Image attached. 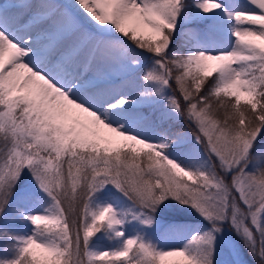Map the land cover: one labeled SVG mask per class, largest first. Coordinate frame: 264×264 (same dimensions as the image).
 <instances>
[{"label":"snow or ice","instance_id":"obj_1","mask_svg":"<svg viewBox=\"0 0 264 264\" xmlns=\"http://www.w3.org/2000/svg\"><path fill=\"white\" fill-rule=\"evenodd\" d=\"M250 3L259 12L234 14L241 26L233 33L237 41L234 51L157 61L161 72H148L143 77L163 85L175 81L186 103L182 114L196 123L198 142L201 138L207 141L206 147L218 160L220 171L234 173L229 184L214 168L207 173L186 170L165 157L156 145L101 118V107L120 116L115 110L129 103L122 95L114 102L110 99L130 83L124 81L118 87L111 83L128 71L120 45L80 31L73 17L60 10L55 0H0V132L6 133L5 138L11 142L0 165V191L5 185L11 187L21 171L29 168L39 187L55 201L54 214L31 216V223L63 224L59 232L50 234L56 237L54 242L37 243L34 237L24 241L20 257L11 264H164L168 257H182L186 264H211L202 254L155 252L135 239H128L123 249L114 253H89L88 241L102 225L111 228L120 223L110 206L91 213V223L86 222L90 214L86 198L107 184L131 193L146 207L171 197L210 220L223 219L230 212L233 226L248 241L253 240V232L245 224L249 217L258 232L264 231L259 225L264 215V160L257 161L253 172L246 170L252 159L250 149L264 128V0ZM76 4L100 27L112 25L139 49L163 57L182 0H76ZM199 7L209 13L221 5L204 0ZM134 19L153 35L138 37L133 27L129 36L126 25ZM241 57H250L246 68L237 64ZM193 67L199 75L192 73ZM212 71L219 72L220 83L210 97H218L221 91L231 96L227 90L234 79L247 77L248 91L243 96L250 107L240 111L241 97H234L236 111L230 118L239 119L231 128L220 127L212 118L209 98H199L205 85L203 77ZM188 76L191 83L185 79ZM171 105L181 111L177 100L173 99ZM100 125L131 144L104 136ZM136 145L149 150L143 165ZM123 149L130 151L121 155ZM64 156L68 159H62ZM6 204L7 199L0 195V212ZM211 241L209 237L208 243ZM134 245L138 248L130 257ZM34 248L47 253V258H38ZM259 256L264 260V249Z\"/></svg>","mask_w":264,"mask_h":264},{"label":"rangeland","instance_id":"obj_2","mask_svg":"<svg viewBox=\"0 0 264 264\" xmlns=\"http://www.w3.org/2000/svg\"><path fill=\"white\" fill-rule=\"evenodd\" d=\"M57 1L61 2V0ZM209 2H213V0H209ZM215 2L221 7L205 13L199 7L204 3V0H182L174 32L175 35L192 39L193 44L185 46L183 51L185 58L199 54L215 56L231 53L237 47L233 33L241 27L235 21L234 14L237 12H259V9L251 4L250 0H215ZM62 3L75 23L80 24L78 25L80 31L89 33L95 38L118 44V37L94 31L89 25L81 23L83 21L81 12L75 16L76 12L73 6L67 2ZM57 5L60 10L65 11L59 4ZM250 27H258V25ZM179 57L183 58V56ZM165 58H167L165 54L163 57L154 54L151 58L137 55L134 59H128L123 54V62L127 65L128 71L111 83L117 87L124 81L130 83L110 99L114 102L122 95L129 100V103L123 109L115 110L121 113L120 116L114 115L113 111H109L106 107H101V118L110 125L120 127L125 133L135 134L156 145L165 157L186 170L193 173H207L214 168L217 174L223 176L225 182L230 184L234 173L225 174L220 171L218 160L214 154H210L206 147L207 141L205 142L201 138L198 142L200 133L193 120L189 119L186 114H182L177 128L168 126L171 120L179 116L181 112L184 113L186 108V103L175 81H173V91L170 93L167 85H163L159 81L143 79L148 72L159 74L161 69L157 61L165 60ZM168 60L171 61V58ZM249 60L250 57H241L237 63L243 62V66H247ZM235 66L233 65V67ZM7 67L6 63L5 69ZM192 73L199 75L196 73L195 67H193ZM257 74L259 73L257 72ZM218 76L219 72L212 71L203 79L204 81L217 79L219 82ZM185 79L191 83V76L185 77ZM246 81L247 77L234 79L227 90L232 95L221 91L219 96L222 99L218 107L214 108L211 102L212 118L218 122L220 127L231 128L239 119L238 116L235 117V120L230 118L236 111L233 107L236 104V99L241 97L240 111H245L246 107H250L244 103L248 99L243 96L248 91ZM141 93H145V95H140ZM199 98L207 97L203 92H200ZM173 99L181 105V111L178 112L172 107ZM154 123L158 125L159 130H162L163 139L159 134L154 133ZM98 127L104 136L116 137L122 144H131L130 141L125 142L121 137L116 136V133L109 132L102 125ZM263 131L264 128L260 130L250 149L249 155L252 159L246 169L250 173L257 167V161L264 160ZM8 143L3 152L0 150V165L3 164L11 149L10 140ZM135 147L140 150L138 159L143 165L149 150L144 149L141 145ZM77 151L81 150L77 149ZM126 151L130 150L123 149L121 155ZM84 154L87 155V151ZM62 159L66 160L68 157L64 156ZM182 179L189 184L194 183L187 177H182ZM211 191L215 190L211 189ZM0 195H4L7 199L4 211L0 212V264H11L18 259L20 257L18 247L22 248L24 241L30 237L36 238L37 243H51L56 240V237L50 234L59 232L63 227L62 223L53 226L39 222L37 225H33L29 219L34 215L55 213V201L39 187L33 171L25 167L21 171L18 181L14 182L11 187L5 185L4 189L0 191ZM256 199L259 200V196ZM85 203H87L90 213L86 220L87 223L92 221L91 213H99L100 210L109 206L113 209L116 219L120 221L118 225L111 228L107 224L102 225L100 230L90 237L87 251L91 254L99 255L104 252L120 251L128 239H135L138 244L143 243L155 252L185 250L192 254V249H196L199 255L202 254L210 259L211 264H264V260H261L259 256V252L264 249V231L258 232L251 225L250 217L245 220V224L253 232L252 241H248L242 232L233 226L230 212L223 219L210 220L191 205L181 203L171 197L157 205L146 207L131 193H126L112 184H107L102 189L91 193ZM80 211L82 212V208ZM259 225L261 229H264V215L260 218ZM117 233H121V235H117ZM209 237H212L210 244L208 243ZM137 248L138 245L133 246L130 257ZM33 251L37 256L47 258V253L42 250L34 248ZM133 259L135 260L137 257L134 256ZM164 264H186V262L182 257H168Z\"/></svg>","mask_w":264,"mask_h":264},{"label":"trees","instance_id":"obj_3","mask_svg":"<svg viewBox=\"0 0 264 264\" xmlns=\"http://www.w3.org/2000/svg\"><path fill=\"white\" fill-rule=\"evenodd\" d=\"M62 2H67L69 4H71L73 6V8L75 9V16H77L78 12H81L83 17H82V22L86 25L91 26L94 30H96L98 33L100 34H107V35H114L116 37L119 38L118 41V45H120L123 49V54L127 56L128 59H134L135 56L137 55H142V56H146L148 58H151L154 53L148 52L146 50H141L138 47H136L132 41L127 40V38H124L123 36H121L122 34H118L114 27L112 25H106L104 27H100L99 25H97L95 22H93L80 8L79 5L76 4V0L75 1H71V0H61ZM62 2H59L57 0H55L56 4H59V6H61L64 9V6ZM91 2V0H90ZM67 11V10H65ZM135 27L137 29V36H144L145 38L153 35L151 30L146 28L142 22H140L138 19H134L131 20L129 22H127L126 28L128 29V35L131 36L132 32L131 29ZM172 41L169 44L168 49L166 50L165 55L167 56V58H165V60L169 61L168 58L174 59V57H179V56H183V58H185L183 51L185 49V46L187 45H192V39L190 38H184L182 35H175L174 30L171 32L170 34ZM192 43V44H191ZM241 68H246L247 66H243V62H239L237 63ZM219 85V82L217 81V79L211 80L208 79L207 81H205V85L202 89L201 92L204 93V95L209 98L211 100V102L214 105V108L218 107V104L220 103V100L222 99L221 96H212L210 97V93L211 91L216 87V85ZM169 92L171 93L173 90V80H169V84L167 85ZM219 98V99H218ZM183 112H181V114H179V116H176L174 119L171 120V122L169 123L168 126H171L173 128H177V125L179 124L180 120H181V115ZM153 130L154 133H156L157 135L159 134V136H161V138H164L163 132L162 130H159L158 125L156 123H154L153 125ZM264 132V131H263ZM6 133H2L0 132V150L3 152L6 148L8 143V139L5 138ZM262 135V134H261ZM115 138L116 140H119L116 137H112ZM68 199H65V204L64 207L67 208L68 207ZM74 214V211L73 213ZM68 215V214H66ZM18 250L20 251L21 248L18 247ZM192 255H199L198 251L196 249H192ZM40 259H45V257H41V256H37Z\"/></svg>","mask_w":264,"mask_h":264}]
</instances>
